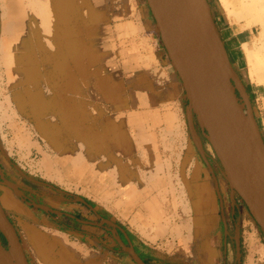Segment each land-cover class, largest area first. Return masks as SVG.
<instances>
[{"label": "crops", "instance_id": "1", "mask_svg": "<svg viewBox=\"0 0 264 264\" xmlns=\"http://www.w3.org/2000/svg\"><path fill=\"white\" fill-rule=\"evenodd\" d=\"M54 12L23 147L0 131V180L21 193L0 182V202L30 264H138L128 250L145 264H248L263 232L202 142L147 0Z\"/></svg>", "mask_w": 264, "mask_h": 264}, {"label": "water", "instance_id": "2", "mask_svg": "<svg viewBox=\"0 0 264 264\" xmlns=\"http://www.w3.org/2000/svg\"><path fill=\"white\" fill-rule=\"evenodd\" d=\"M147 3L203 136L224 168L231 188L264 233V139L220 37L209 1ZM1 183L21 194L13 183ZM128 252L138 264H145L134 251ZM0 264H30L1 202Z\"/></svg>", "mask_w": 264, "mask_h": 264}, {"label": "bare ground", "instance_id": "3", "mask_svg": "<svg viewBox=\"0 0 264 264\" xmlns=\"http://www.w3.org/2000/svg\"><path fill=\"white\" fill-rule=\"evenodd\" d=\"M220 2L227 18L232 23L242 25L243 28H250L253 30L255 27L259 30V37H256L253 43L245 42L242 46L249 68V76L257 84L264 85V0H220ZM55 25L54 0H1L0 26L2 27V33L0 38V67L7 81V88H4L5 90L7 89L9 93L5 95V99L2 101L3 103L0 104V121L4 119V121L10 120L13 122L14 128L12 126L11 128H13L16 133V138L14 137L13 139H15L16 142L19 141L18 143L20 144L18 145L22 147L24 144L23 139L27 137L28 134L27 136L23 135H25L24 133L27 132L28 129H25L26 131L23 132L24 129L21 117L24 112L28 110V116L33 118L40 102L39 94L35 91L40 65V59L38 61L37 54L40 55V52L54 50ZM3 79L4 78H2V80ZM189 110L192 116L194 110L190 105ZM35 140L34 142L36 143ZM34 142L33 144L36 146L37 144ZM30 144L32 145V143ZM30 144L29 146H31ZM11 146L13 147V145ZM27 149H29V147H27ZM37 150L40 149L38 148ZM44 154L42 153V156H44ZM44 158L45 157H43V161ZM260 251L264 253V246L261 247Z\"/></svg>", "mask_w": 264, "mask_h": 264}, {"label": "rangeland", "instance_id": "4", "mask_svg": "<svg viewBox=\"0 0 264 264\" xmlns=\"http://www.w3.org/2000/svg\"><path fill=\"white\" fill-rule=\"evenodd\" d=\"M208 1L210 4L212 16L216 22V25H217V28H218V31L220 34V37L226 46V49L228 51L233 69H234L237 77H239L238 79L243 86L244 92H245V94H246V96L250 102L252 111L254 113V116H255L256 121L258 123V126L260 128V132H261L263 139H264V85L263 84H261V85L257 84L249 76V73H248L249 68L247 66V61H246V57H245L243 46H242L243 43H245V42L253 43L254 39L256 37H259V30L255 27L253 28V30L250 28H243L242 25H238L237 23H236L237 24L236 25V24L232 23L227 18V15L225 14V12L223 10V7H222L220 0H208ZM0 4H1V0H0ZM1 33H2V27L0 26V38H1ZM237 47H240V49H238ZM37 57H38V61H39V55L38 54H37ZM2 78H4L3 79L4 81L2 80ZM6 82H7L6 77L3 75L2 68L0 67V104L3 103L2 101H4L5 95L7 93H9V91L7 89L5 90V88H7ZM3 90H5V91H3ZM238 97L240 98V102H243L240 95ZM3 121H4V119H1V121H0V124L2 125V127L0 125V131L3 132V136L5 138L7 137V135H8V138H11V139H9V141L10 142L12 141L11 145H13L15 142V139L12 140V138H14V137L16 138V135H15L16 133L13 130V128H14L13 122L10 120H8V121L5 120L4 122ZM10 122H12V123H10ZM11 126L13 128H11ZM197 126H198V128L197 127L196 128H197L199 135L202 138V142H204L207 146H211L210 143L203 136L199 125H197ZM1 181L2 180H0V182ZM263 235H264V233H263ZM251 242L253 243V240ZM261 244L264 245V240H263V242H261ZM4 245L7 248L6 242ZM260 249L261 248H257L255 245L252 247L251 252H249V254L250 253L251 254H250V257L248 259L249 260L248 264H264V253H263V251L261 252ZM8 250L9 249H7V251ZM246 254H248V252Z\"/></svg>", "mask_w": 264, "mask_h": 264}, {"label": "flooded vegetation", "instance_id": "5", "mask_svg": "<svg viewBox=\"0 0 264 264\" xmlns=\"http://www.w3.org/2000/svg\"><path fill=\"white\" fill-rule=\"evenodd\" d=\"M193 119H194V122L196 123L197 122V119H196V115L194 114V112H193ZM198 123H196V127L198 128Z\"/></svg>", "mask_w": 264, "mask_h": 264}, {"label": "trees", "instance_id": "6", "mask_svg": "<svg viewBox=\"0 0 264 264\" xmlns=\"http://www.w3.org/2000/svg\"><path fill=\"white\" fill-rule=\"evenodd\" d=\"M3 242H4V244H5V240L3 239Z\"/></svg>", "mask_w": 264, "mask_h": 264}]
</instances>
